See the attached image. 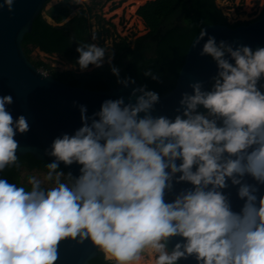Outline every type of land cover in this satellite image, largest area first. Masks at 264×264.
<instances>
[{
    "label": "clouds",
    "instance_id": "1",
    "mask_svg": "<svg viewBox=\"0 0 264 264\" xmlns=\"http://www.w3.org/2000/svg\"><path fill=\"white\" fill-rule=\"evenodd\" d=\"M14 4L0 9L12 13ZM201 41L199 55L216 72L188 84L174 116L154 115L161 96L146 84L91 115L74 101L81 126L45 149L54 159L43 179L0 178V264H59L66 242H90L111 264H264V46L217 42L206 29L192 47ZM76 51L80 71L107 64L117 84H135L114 50L85 43ZM144 76L163 82L151 69ZM13 103L0 95V172L19 167L15 137L31 130L25 115L13 117ZM61 164L79 165V175Z\"/></svg>",
    "mask_w": 264,
    "mask_h": 264
},
{
    "label": "water",
    "instance_id": "2",
    "mask_svg": "<svg viewBox=\"0 0 264 264\" xmlns=\"http://www.w3.org/2000/svg\"><path fill=\"white\" fill-rule=\"evenodd\" d=\"M46 2L47 0H15L12 13H9L6 6L0 9V95H12L14 103L8 106L9 111L13 117L25 115L31 126L28 133L17 134L15 137L20 143L18 154L31 153L37 159L52 161L54 158L47 156L45 149L53 139L64 132L72 133L81 126L79 107L74 106V101L86 105L88 114L91 115L99 110L105 99L123 96L127 102L132 89L143 84L134 79L135 84H130L127 88L118 84L107 89H91L65 82L38 67L26 54L22 42L25 34L32 30L35 18L43 13ZM202 29H206L209 35H214L217 42L221 39L236 41L250 45L253 49L264 46V12L255 20L236 26L225 23L205 24L189 45L175 86L160 95L161 102L156 106L154 115L174 116L181 92L192 91L188 84L195 80L208 81L215 74L216 64L211 57L199 55L204 41L199 46L192 47ZM65 168L73 175H79V165ZM186 186L178 184L176 189L178 191ZM231 191L233 208L238 211L242 201L236 196L235 188ZM261 191L264 193V188ZM60 252L59 264H91V259L99 253L90 242L83 245L66 242L62 244ZM180 264L196 262L190 259L182 260Z\"/></svg>",
    "mask_w": 264,
    "mask_h": 264
},
{
    "label": "trees",
    "instance_id": "3",
    "mask_svg": "<svg viewBox=\"0 0 264 264\" xmlns=\"http://www.w3.org/2000/svg\"><path fill=\"white\" fill-rule=\"evenodd\" d=\"M74 4L72 0H60L52 5L47 14L55 23L49 21L43 13L35 18L32 30L25 34L22 42L29 57L33 47H39L47 53L66 54L76 64L79 56L76 51L78 45L92 42L89 38L91 27L87 11L82 9L68 18L74 10ZM137 13L144 18L150 30L137 37L134 43L126 38L116 42L114 64L120 68L122 77L130 76L160 95L175 86L189 45L205 24L225 23L236 26L255 20L261 15L251 20H237L232 23L216 0H149L138 8ZM34 63L38 67L47 65L43 60ZM148 69L159 74L163 82L145 77L144 72ZM51 74L70 84L91 89H107L118 85L116 76L111 73L107 64L102 68L94 67L86 71L53 69ZM18 158L19 167L5 169L0 172V178L26 185L21 179L23 167L47 171L46 164L51 162L37 159L31 153L18 154ZM61 169L68 172L62 164ZM91 264L111 262L106 261L103 253L99 252L91 259Z\"/></svg>",
    "mask_w": 264,
    "mask_h": 264
},
{
    "label": "rangeland",
    "instance_id": "4",
    "mask_svg": "<svg viewBox=\"0 0 264 264\" xmlns=\"http://www.w3.org/2000/svg\"><path fill=\"white\" fill-rule=\"evenodd\" d=\"M59 1L49 0L43 8V15L53 23L55 21L47 14V10ZM147 1L149 0H83L80 4H74V10L68 18L82 9L86 10L88 23L91 27L89 34L91 42L106 48L108 51H115L116 42H121L125 38L133 42V39L149 32L150 28L146 25L144 18L137 13L138 8ZM216 2L232 23L237 20L254 19L264 9V0H216ZM93 33L97 36L95 41L91 39ZM30 57L33 62L43 60L47 65L41 67L48 73H51L53 69H79L68 55L57 52L47 53L39 47H33ZM93 68L94 66H90L88 70ZM46 172L38 168L27 169L23 167L21 179L26 183L29 175H36L43 179ZM45 186L48 185L45 184Z\"/></svg>",
    "mask_w": 264,
    "mask_h": 264
},
{
    "label": "built area",
    "instance_id": "5",
    "mask_svg": "<svg viewBox=\"0 0 264 264\" xmlns=\"http://www.w3.org/2000/svg\"><path fill=\"white\" fill-rule=\"evenodd\" d=\"M41 69H43L45 72H47L44 68L40 67ZM48 73V72H47Z\"/></svg>",
    "mask_w": 264,
    "mask_h": 264
},
{
    "label": "bare ground",
    "instance_id": "6",
    "mask_svg": "<svg viewBox=\"0 0 264 264\" xmlns=\"http://www.w3.org/2000/svg\"><path fill=\"white\" fill-rule=\"evenodd\" d=\"M134 1V0H133ZM250 5H251V3H250Z\"/></svg>",
    "mask_w": 264,
    "mask_h": 264
}]
</instances>
